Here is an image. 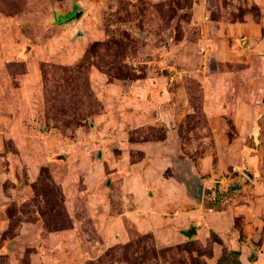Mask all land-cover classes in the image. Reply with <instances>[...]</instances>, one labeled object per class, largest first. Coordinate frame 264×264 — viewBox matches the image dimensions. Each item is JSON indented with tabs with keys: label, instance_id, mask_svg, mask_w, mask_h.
I'll list each match as a JSON object with an SVG mask.
<instances>
[{
	"label": "rangeland",
	"instance_id": "obj_1",
	"mask_svg": "<svg viewBox=\"0 0 264 264\" xmlns=\"http://www.w3.org/2000/svg\"><path fill=\"white\" fill-rule=\"evenodd\" d=\"M0 264H264V0H0Z\"/></svg>",
	"mask_w": 264,
	"mask_h": 264
},
{
	"label": "water",
	"instance_id": "obj_2",
	"mask_svg": "<svg viewBox=\"0 0 264 264\" xmlns=\"http://www.w3.org/2000/svg\"><path fill=\"white\" fill-rule=\"evenodd\" d=\"M80 13H81V10L75 9V12H73V19H77L79 17ZM97 157H100L99 153L97 154ZM253 165H254V161L248 165L249 170H247V169L244 170V174L251 180L255 179V174L253 173V171H251L253 169ZM202 193H203V185L201 184V182L199 180H197L195 192L193 193V198L198 203H200L202 201ZM151 196H152V194L150 192H148L147 197H151ZM183 233H184L185 237L191 238L194 235H196V230L192 226L188 230L184 231Z\"/></svg>",
	"mask_w": 264,
	"mask_h": 264
},
{
	"label": "trees",
	"instance_id": "obj_3",
	"mask_svg": "<svg viewBox=\"0 0 264 264\" xmlns=\"http://www.w3.org/2000/svg\"><path fill=\"white\" fill-rule=\"evenodd\" d=\"M71 19H73V13L70 14H59L57 21H55L56 24L60 25L61 23L67 22V21H71ZM246 150L244 148L242 155H243V159L245 158V154H246ZM174 231H177L176 229H174ZM178 233H180L179 231H177Z\"/></svg>",
	"mask_w": 264,
	"mask_h": 264
},
{
	"label": "flooded vegetation",
	"instance_id": "obj_4",
	"mask_svg": "<svg viewBox=\"0 0 264 264\" xmlns=\"http://www.w3.org/2000/svg\"><path fill=\"white\" fill-rule=\"evenodd\" d=\"M243 162H244L243 166H246V165L248 164V160H247V159L243 160ZM194 188H196V184H194L193 189H194Z\"/></svg>",
	"mask_w": 264,
	"mask_h": 264
},
{
	"label": "crops",
	"instance_id": "obj_5",
	"mask_svg": "<svg viewBox=\"0 0 264 264\" xmlns=\"http://www.w3.org/2000/svg\"><path fill=\"white\" fill-rule=\"evenodd\" d=\"M241 159H242V161H243V155L241 156ZM183 173H185V171H184ZM173 229H175V228H173Z\"/></svg>",
	"mask_w": 264,
	"mask_h": 264
}]
</instances>
